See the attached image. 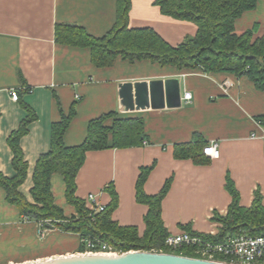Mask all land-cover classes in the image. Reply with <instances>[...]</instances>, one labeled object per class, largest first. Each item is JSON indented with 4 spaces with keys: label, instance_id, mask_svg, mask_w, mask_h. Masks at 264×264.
<instances>
[{
    "label": "crops",
    "instance_id": "0c3cea01",
    "mask_svg": "<svg viewBox=\"0 0 264 264\" xmlns=\"http://www.w3.org/2000/svg\"><path fill=\"white\" fill-rule=\"evenodd\" d=\"M155 1L131 0L129 28L153 29L174 47L196 35L194 23L162 15ZM116 20L117 0H0V170L8 178L16 175L8 138L29 116L24 105L36 115L21 140L29 170L20 190L29 200L36 163L49 152L52 124L61 120L62 112L68 115L76 107L64 136L68 147L82 144L90 121L104 114L140 118L147 144L87 153L77 177L76 196L89 209L92 194L107 207L112 202L108 189L112 187L118 197L113 220L123 227H138L143 234L149 207L138 203L136 186L142 170L152 168L144 185L148 196L158 195L171 180L162 202L168 233L190 230L217 235L221 224L214 217L225 216L232 202L226 188L228 177L240 193L242 207H251L256 192L264 205V138L257 120L264 116V92L245 76L206 74L202 69L181 71L150 61L130 63L118 58L111 67L99 68L92 63L89 48L56 40L58 26L83 28L90 36L102 38ZM253 29L255 39L264 38V0L236 21L237 34ZM168 79H178L181 98L189 92L192 100H181L182 105L175 108L124 110L121 83ZM11 91L19 93L18 101L12 99ZM199 141L206 142L204 147L217 143L220 157L201 154L203 164L175 157L177 146ZM52 192L66 217H79L67 202L63 176H52ZM81 240L80 234L58 229L42 235L38 223L25 221L0 187V264L78 255Z\"/></svg>",
    "mask_w": 264,
    "mask_h": 264
},
{
    "label": "trees",
    "instance_id": "16d2710c",
    "mask_svg": "<svg viewBox=\"0 0 264 264\" xmlns=\"http://www.w3.org/2000/svg\"><path fill=\"white\" fill-rule=\"evenodd\" d=\"M155 6L164 16L194 23L195 36L186 37L174 47L150 28H129L131 0H117V20L112 30L102 38L87 34L83 28L58 26L57 42L82 46L91 51L92 63L99 68L111 67L118 58L136 63L150 61L162 67L174 66L179 70L202 69L206 74L229 73L237 77H247L257 90L264 92V38L255 39V30L244 34L235 31L236 21L246 12L254 10L258 0H156ZM29 116L18 130L8 138L13 153L12 166L15 177L8 178L0 170V187L6 200L17 206L25 221L38 223L41 234L58 229L66 233L92 236L108 243L122 254L131 251L158 252L198 258L191 249L174 250L166 246L170 235L162 219V202L166 197L171 180L156 196H148L144 185L152 168H144L136 186L138 203L145 204L149 211L144 218L146 229L143 234L138 227H123L113 220L118 205V197L112 187L108 188L112 202L103 212L93 213L76 196L77 177L85 164L87 153L107 149H127L143 146L147 140L145 123L140 118H120L117 113L104 114L89 123L85 141L73 147L66 146L64 136L76 116L73 105L68 115L63 114L59 122L52 124L51 147L40 156L33 174V187L29 200L20 190L28 179L29 163L25 159L21 140L29 132V125L36 120L35 113L27 105ZM264 124V116L258 117ZM206 142L177 146L175 157L192 158L205 163L198 150ZM59 174L66 184L67 202L74 206L79 217H66L63 208L55 204L52 192V176ZM226 188L232 197L228 213L215 216L221 224L217 240L230 235L251 234L264 236V205L260 192L249 208L240 205V193L228 177ZM187 232H191L188 230ZM85 248L81 244L80 252Z\"/></svg>",
    "mask_w": 264,
    "mask_h": 264
},
{
    "label": "built area",
    "instance_id": "2783aa9c",
    "mask_svg": "<svg viewBox=\"0 0 264 264\" xmlns=\"http://www.w3.org/2000/svg\"><path fill=\"white\" fill-rule=\"evenodd\" d=\"M10 95L14 101L19 100V93L11 91ZM192 100V94L186 93L182 101L189 103ZM258 125L263 129L264 124L258 121ZM253 138H259L253 134ZM147 144V142H145ZM203 154L212 159L220 157V150L217 143H212L203 148ZM93 206L91 210L97 214L103 212L106 207L98 202L95 195L88 197ZM217 235H204L199 233L183 231L179 234H170L166 239V246L178 250L189 248L199 256V259L222 262L226 264H264V236H256L246 233L227 236L222 240H217ZM84 252L78 255H117L112 246L92 236L82 237Z\"/></svg>",
    "mask_w": 264,
    "mask_h": 264
},
{
    "label": "water",
    "instance_id": "95a60500",
    "mask_svg": "<svg viewBox=\"0 0 264 264\" xmlns=\"http://www.w3.org/2000/svg\"><path fill=\"white\" fill-rule=\"evenodd\" d=\"M120 101L126 112L182 105L178 79L123 82ZM29 264H226L167 253L131 251L117 255H70Z\"/></svg>",
    "mask_w": 264,
    "mask_h": 264
},
{
    "label": "rangeland",
    "instance_id": "374dc122",
    "mask_svg": "<svg viewBox=\"0 0 264 264\" xmlns=\"http://www.w3.org/2000/svg\"><path fill=\"white\" fill-rule=\"evenodd\" d=\"M181 249H182V248H181ZM186 249H188V248H185V249H183V251H184V252H187V250H186Z\"/></svg>",
    "mask_w": 264,
    "mask_h": 264
}]
</instances>
